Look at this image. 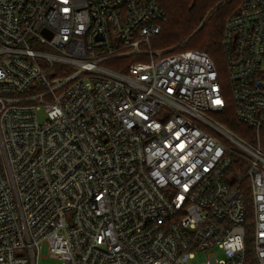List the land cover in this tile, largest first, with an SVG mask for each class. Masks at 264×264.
I'll return each instance as SVG.
<instances>
[{"label":"built area","instance_id":"obj_1","mask_svg":"<svg viewBox=\"0 0 264 264\" xmlns=\"http://www.w3.org/2000/svg\"><path fill=\"white\" fill-rule=\"evenodd\" d=\"M166 20L157 0H0V264H244L245 193L264 264L260 144L211 117L227 103L207 54L151 47ZM221 47L258 135L264 0L239 2Z\"/></svg>","mask_w":264,"mask_h":264},{"label":"trees","instance_id":"obj_2","mask_svg":"<svg viewBox=\"0 0 264 264\" xmlns=\"http://www.w3.org/2000/svg\"><path fill=\"white\" fill-rule=\"evenodd\" d=\"M218 1L219 0H157L167 15V20L162 24V31L158 35L165 36L167 44L161 47L166 49L176 46L178 50H194L189 49L190 43L204 31V35H207V41L199 45L198 49L195 50L207 54L212 60L210 53H212L214 49L216 50L218 45L221 44L224 23L237 9V6L231 8L233 0L225 4L216 5ZM233 109V103L230 105L228 104L224 112L220 114V117H223L222 123L243 138V134L252 131V129L248 126H243L244 129L241 130L240 127L242 123L235 118ZM261 131L260 147L264 154V127L260 132ZM236 170L237 167L233 169V172L236 173ZM242 187H246V182ZM244 200L247 205L248 220H252V208L248 193H245ZM244 264H256L254 252H246Z\"/></svg>","mask_w":264,"mask_h":264},{"label":"rangeland","instance_id":"obj_3","mask_svg":"<svg viewBox=\"0 0 264 264\" xmlns=\"http://www.w3.org/2000/svg\"><path fill=\"white\" fill-rule=\"evenodd\" d=\"M203 1H206V0H203ZM229 1L230 0H219L216 5L225 4L226 2L228 3ZM240 1L241 0H233L231 8H234L235 6H238ZM206 41H207V35L206 34L204 35V31H203L197 38L194 39V41H192V43H190L189 49H194V50L198 49V46L201 45V44H204ZM165 44H167L166 43V37L165 36H158L152 41L151 47L154 50H160V49H164L161 46L165 45ZM32 47L36 51H45V50H47V47L45 45H42V44H34V45H32ZM168 48H170V47H168ZM210 55L212 57V60L215 63L217 71L220 73V75L222 77L224 97H225V100H226V103H227V106H228V104L230 105L231 103H233V101H232L231 92H230V89H229V86H228L227 67H226L225 56H224V52L222 50L221 44H219L217 49L216 50L214 49L212 51V53H210ZM130 61L131 60H127V59H113V60H110V61H107V62L103 63L102 66H104L105 68L111 69L113 71H116V72H123V70L128 66ZM52 71H54V69ZM38 117H39L40 121L44 120L43 112H40ZM211 117L214 120H216L217 122L221 123L223 126H225L222 123V118L223 117H220V114L211 115ZM243 126L247 127L246 125L242 124V126L240 127L241 130L244 129ZM261 133H262V131L259 132V134L257 135V132L252 130V131L244 133L243 134V136H244L243 138L251 146H258L260 144V139H261V136H262ZM232 148L234 150L241 151L246 157H249V154L247 152H244L243 150H240L235 145H232ZM245 227H246L245 242H246V246H247V251L253 252L252 240H253V236H254V234H253L254 226H253V222H252L251 219H249L247 221ZM211 254H214V255H216L219 258L223 257L222 252L219 249L212 248L209 251H207L206 253H204V252L198 253L197 257L193 261V263L202 264L204 259L208 255H211ZM55 262L56 261L54 259L49 257L46 249L43 250V252L41 253L40 264H54Z\"/></svg>","mask_w":264,"mask_h":264},{"label":"water","instance_id":"obj_4","mask_svg":"<svg viewBox=\"0 0 264 264\" xmlns=\"http://www.w3.org/2000/svg\"><path fill=\"white\" fill-rule=\"evenodd\" d=\"M43 34L47 37V38H50L51 37V35L49 34V33H47V31H43Z\"/></svg>","mask_w":264,"mask_h":264}]
</instances>
